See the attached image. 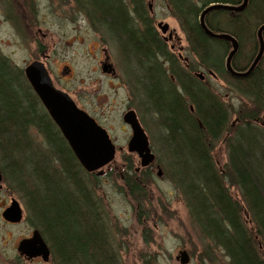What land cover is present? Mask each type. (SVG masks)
I'll return each mask as SVG.
<instances>
[{
  "label": "trees",
  "instance_id": "trees-1",
  "mask_svg": "<svg viewBox=\"0 0 264 264\" xmlns=\"http://www.w3.org/2000/svg\"><path fill=\"white\" fill-rule=\"evenodd\" d=\"M24 1L31 6V0ZM195 2L170 0L169 4L198 67L214 72L240 97L238 107L227 104L173 61L171 73H165L158 59L162 46L152 30L145 39L127 27L119 0H85L84 5L93 27L103 24L114 35L128 39L122 44L134 70L129 73L133 107L151 132L150 139L164 152L165 161L156 155V164L183 198L189 229L205 247L204 253L212 260L221 251L223 264H264V53L248 76L230 75L225 59L231 43L204 33L199 24L201 8ZM198 2L204 7L239 5L241 0ZM134 4L139 5L137 0ZM2 5L10 9L11 4L5 0ZM206 21L214 32L237 39L240 48L233 67L236 72L248 71L257 52V29L264 24V0H251L243 13L214 11ZM244 44L252 46L247 57L242 55ZM24 75L1 54L0 168L4 183L22 200L54 264H122L114 229L109 228L97 198L101 177L80 165ZM34 127L44 137L43 145L33 144L29 132ZM152 129L159 131L160 138ZM219 144L226 153L224 165L218 164L214 154ZM126 162V171L132 174L117 175L115 180L122 181L130 197L146 198L144 185L155 180L153 173L144 169L137 175L132 159Z\"/></svg>",
  "mask_w": 264,
  "mask_h": 264
},
{
  "label": "rangeland",
  "instance_id": "rangeland-1",
  "mask_svg": "<svg viewBox=\"0 0 264 264\" xmlns=\"http://www.w3.org/2000/svg\"><path fill=\"white\" fill-rule=\"evenodd\" d=\"M78 1L80 5L85 3V0ZM148 1L153 4L154 14L159 21L165 20L171 25L178 24L174 20L170 21L168 4L164 0H155L153 3L151 0ZM198 1L196 0L195 4L201 7L202 4ZM1 2L5 0H0ZM2 3L0 53L16 71L22 73L35 57H40L41 53L38 50L41 47L40 43L44 44L45 49L49 46L46 49L50 55L47 62L57 87L69 92L81 109L107 129L117 146L114 162L105 168V174L100 178L97 198L107 216L109 228L114 229L122 264H180L176 257L181 250H186L190 254V264H223V253L217 251L216 256L210 260L204 253L205 247L200 245L196 234L189 229L188 211L173 181L164 179V176L158 178V170L154 168L155 180L144 185L146 198H135L127 195L122 181L115 180L117 175L124 176L127 172L132 174L129 170L126 171L129 165L126 162L127 158L133 161V173L139 175L135 172L139 158L137 154L127 150L131 137L130 127L123 122V115L127 109L130 107L134 109V98L121 73H118L116 79L103 75L98 63L99 38H102V33L94 29L88 13L76 17L79 5L76 0H31V6H26L24 0H8L9 5L11 4L10 9H5ZM27 8L33 13L34 22L29 20ZM170 8L172 11L171 5ZM259 16L262 17L263 14ZM256 39L258 52L257 33ZM249 46L246 44L243 46L245 57L251 51L252 46L250 44ZM107 47L112 55L114 46ZM195 58L193 60L195 73L203 72L206 76L201 82L215 95L222 96L227 104L236 107L241 105L242 99L230 92L223 81L207 76V71L198 67ZM66 67L70 68L72 73H63ZM145 119L152 124L149 118ZM152 130L160 138L159 131ZM147 133L151 136V132ZM29 135L34 145L40 143L43 145L44 137L35 127L30 130ZM151 145L158 159L164 160L163 150L153 140ZM214 154L218 164L224 165L226 162L224 147H220L219 144ZM109 174L111 175L108 177ZM7 186L8 184H4V189L0 192V207L10 205L11 198L15 197L21 203L25 216L20 224L14 226L7 225L1 218L0 256L3 263L11 264L10 260H13V263L17 264L15 261L18 257L17 244L20 239L30 235L32 224L28 220L22 200L11 193ZM201 231L208 233L207 229ZM143 258L148 259V262H144Z\"/></svg>",
  "mask_w": 264,
  "mask_h": 264
},
{
  "label": "water",
  "instance_id": "water-1",
  "mask_svg": "<svg viewBox=\"0 0 264 264\" xmlns=\"http://www.w3.org/2000/svg\"><path fill=\"white\" fill-rule=\"evenodd\" d=\"M247 3L248 0H244L241 6L220 3L212 4L203 10L200 17V26L207 36L231 42L232 51L227 57L226 68L230 75L237 77L248 76L260 61L264 53V24L258 30L260 49L253 64L247 72L239 73L232 67V60L239 49L238 41L227 34H214L208 28L205 18L210 12L215 10L241 12ZM26 76L52 120L67 140L77 160L86 171H98L114 160L116 149L107 131L100 127L85 111L79 109L68 94L57 90L53 86L49 73L42 68V65L33 64L30 66L26 70ZM198 77L203 78V75L199 74ZM123 121L132 130V138L128 144V151L130 153H137L141 159L142 167H148L155 161L156 157L151 151L148 136L138 119L137 113L134 110L126 112ZM158 175H162L161 171H159ZM0 182H2L1 172ZM3 217L11 223L22 221L23 209L16 199L12 200L11 205L5 210ZM18 251L21 256L28 258L42 257L45 262L49 260V250L38 230L34 231L31 238L20 242ZM176 260L180 264H189L191 257L186 250H181Z\"/></svg>",
  "mask_w": 264,
  "mask_h": 264
},
{
  "label": "flooded vegetation",
  "instance_id": "flooded-vegetation-1",
  "mask_svg": "<svg viewBox=\"0 0 264 264\" xmlns=\"http://www.w3.org/2000/svg\"><path fill=\"white\" fill-rule=\"evenodd\" d=\"M76 1L79 3V5L77 6V12L75 13L76 17L77 16L80 17L82 15L85 16L86 13H89V10H88V8H86V6L80 5V1H78V0H76ZM119 1L122 3L124 10H125V14L127 17V23H126L127 27L131 28L132 30H135L136 33L138 35L140 34L142 37L146 36L145 39H147V36L149 35L148 34L149 30L150 29L152 30L153 34L156 37L157 42L162 46V52H161V54H158V59L162 62L163 71L165 73H171L170 72L171 66H172L171 62L173 61L176 63L179 70H182L185 73L196 74L195 73V65L193 64V60L195 58V55L193 54V52L190 48L189 40L187 39L185 33L183 32L179 22L177 21V18L175 17L173 12L171 11V8L169 5L170 0H164V1L168 4V7L167 6L166 7L169 8L168 10L170 13V18H169L170 21L174 20L176 23H178V24L173 23L174 25H171L170 22L169 23L165 22V20L159 21L157 18V15L154 14L153 4L151 5V3H149L148 0H137V2L139 3L138 7L134 4V0H119ZM147 1H148V3H146ZM243 1L244 0H241V3L238 6H240L243 3ZM151 2L153 3V2H155V0H151ZM250 3H251V0H248L246 7L244 8L243 11H241L242 13L248 9V7L250 6ZM94 29L99 31L100 33H102L101 34L102 38H99V51H100L99 57H100V59H99L98 63H99V66H101V70H102L103 75L108 77V78L116 79L118 77V73H121L122 77H123V81L125 82V84L129 88V91H132L133 79L131 77V74H129V73H133V71H134L133 65H132V63H131V65L128 63L127 51L125 49V45L122 44L125 42L127 43L128 39L125 37V35H124V37H121V36L119 37L117 35H114L112 32H110V30L105 29V27H103V24H102V26L99 24V26H96V28L94 27ZM257 33H258V29H257ZM126 34H127V31H126ZM263 34H264V32H263ZM109 45L111 47L114 46L115 50H114V53L112 54L114 58L112 57V55L110 53V49L107 47ZM40 46L41 47H39V49H38L39 52L41 53L40 57H35L32 60V62L28 65V67H26L24 69V71H22V73H26V70L30 66H32L33 64L42 65V68H44L45 71L47 73H49L54 87L57 90L64 92V93H67V94H69V96H71L70 93L67 92L66 90L57 87V85L55 84V82H54V80L50 74L51 71L49 68V64L47 62L48 59L50 58V55H48L47 50H46L49 48V46L46 49L43 48V46H44L43 43H40ZM103 46H105L106 48H104ZM158 53H160V52H158ZM242 55L240 56L239 59L242 58ZM0 57H1V53H0ZM243 57H244V55H243ZM195 60H196V58H195ZM63 73H72V70L70 68L66 67ZM171 78L173 81L175 80L173 77H171ZM205 79H206V77H205ZM205 79H202V80H205ZM204 82H206V81H204ZM75 103H76V101H75ZM79 108H81V107H79ZM131 109H133V108L130 107L129 109H127V111L131 110ZM92 118H94V117H92ZM95 121L100 126H102L96 119H95ZM130 131H131V129H130ZM131 136H132V131H131ZM130 139H131V137H130ZM116 149H117V146H116ZM135 168H136L135 169L136 173H141L144 170L140 165V161H138L137 167H135ZM154 168H156L157 170L159 169V166H157L156 162L154 164L150 165L149 167L145 168V169H148L151 173H153ZM160 178H162V177H160ZM3 188H1V185H0V192H1V190H3ZM8 206L5 205L4 207H0V210H1L0 211V221L2 218L3 222L6 223L7 225L14 226L16 224H12V223L7 222L6 220H4V217H3L4 211L6 210V208ZM30 228H31L30 235L20 239L18 244H17L16 251L18 253V257H16L15 261L17 262V264H54L52 262V258H51L52 252H51V250L47 244H46V246L49 250V260L47 262H45L42 257L28 258V257H24V256L20 255V253L18 251L19 243L24 239L30 238L32 236L33 232L35 230H37V228H35L33 225H31ZM10 261H11V264H14L13 260H10ZM0 264H6V263H3V261L1 260V256H0Z\"/></svg>",
  "mask_w": 264,
  "mask_h": 264
},
{
  "label": "bare ground",
  "instance_id": "bare-ground-1",
  "mask_svg": "<svg viewBox=\"0 0 264 264\" xmlns=\"http://www.w3.org/2000/svg\"><path fill=\"white\" fill-rule=\"evenodd\" d=\"M196 1V0H195ZM139 4V3H138ZM212 4H218V3H211V4H209V5H207V6H204V7H199V8H201V10H200V14H199V24H200V17H201V14H202V12H203V10L206 8V7H208V6H210V5H212ZM232 6H238V5H232ZM215 11H225V10H215ZM212 12H214V11H212ZM212 12H210V13H212ZM209 13V14H210ZM233 13H240V12H233ZM208 14V15H209ZM207 15V16H208ZM206 16V17H207ZM206 19V18H205ZM222 22H226V20L224 19ZM206 24H207V21H206ZM207 26H208V24H207ZM201 27V26H200ZM208 28H209V26H208ZM202 29V28H201ZM214 34H224V33H217V32H214L211 28H209ZM203 30V29H202ZM204 31V30H203ZM205 33V32H204ZM247 33V31L246 30H243V35H245ZM206 34V33H205ZM207 35V34H206ZM209 37V36H208ZM233 37V36H232ZM211 39H216V40H222V39H217V38H212V37H210ZM233 38H235V37H233ZM237 40V39H236ZM224 41H226V40H224ZM257 54H258V52H256V54H255V57H254V59L256 58V56H257ZM227 60V59H226ZM232 67H233V61H232ZM233 69H234V67H233ZM235 70V69H234Z\"/></svg>",
  "mask_w": 264,
  "mask_h": 264
}]
</instances>
